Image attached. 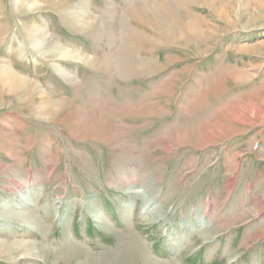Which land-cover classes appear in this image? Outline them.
Listing matches in <instances>:
<instances>
[{"label":"rangeland","instance_id":"obj_1","mask_svg":"<svg viewBox=\"0 0 264 264\" xmlns=\"http://www.w3.org/2000/svg\"><path fill=\"white\" fill-rule=\"evenodd\" d=\"M61 1L0 0L36 88L0 85V203L35 221H0L34 256L0 264H264V0Z\"/></svg>","mask_w":264,"mask_h":264},{"label":"bare ground","instance_id":"obj_2","mask_svg":"<svg viewBox=\"0 0 264 264\" xmlns=\"http://www.w3.org/2000/svg\"><path fill=\"white\" fill-rule=\"evenodd\" d=\"M71 1H80V0H62L61 2L66 3V2H71ZM156 14H157L156 18L158 17L160 19V16L158 15V13ZM70 15L74 19L76 24L78 25L81 24L82 26L84 24L85 25L87 24L86 23L87 15L85 14V12H82V9L79 8L78 10H71ZM35 27L32 26L26 32L24 31L25 41L35 52L40 53L41 55H44V56H51V57L57 56L58 58L61 57L65 59L71 57L74 60L75 57L74 56L72 57L71 53L63 51L60 47H57L56 45L47 41L44 35L40 34L36 30L37 28ZM188 30L192 35H195V31H193L191 28H188ZM113 61L116 64H119L120 65L119 67H123L126 64L125 61H127V57L123 55H118V56L116 55L114 56ZM127 66L129 67V65ZM0 85L2 86V89L8 95H11V96L19 95L22 98H25V100H30L32 98L33 92H35V89H36L33 82H30L29 80L25 78L18 77L12 74L8 69H4V68H0ZM40 104L43 105L44 102L41 100ZM26 188L28 189V186H26ZM21 190L26 191L25 187H22ZM152 205H153L152 199H149V200L147 199L145 201L144 207L150 208ZM210 210L211 209L209 205L207 206V210L202 216L209 215L211 213ZM32 216L33 215L29 213L27 214V213L16 211L15 209L12 208L10 204L0 203V221L1 222L17 223V224H20L23 228H30V227H33L34 222H35ZM30 251H31L30 249L23 247L21 245L18 246L14 244L13 245L4 244V242L0 243V257H7V259L11 261L26 260V259L34 258L33 255L29 254L31 253Z\"/></svg>","mask_w":264,"mask_h":264}]
</instances>
